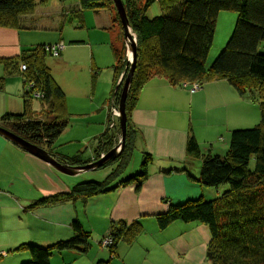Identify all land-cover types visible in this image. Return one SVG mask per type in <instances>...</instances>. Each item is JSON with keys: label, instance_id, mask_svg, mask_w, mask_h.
I'll list each match as a JSON object with an SVG mask.
<instances>
[{"label": "trees", "instance_id": "obj_1", "mask_svg": "<svg viewBox=\"0 0 264 264\" xmlns=\"http://www.w3.org/2000/svg\"><path fill=\"white\" fill-rule=\"evenodd\" d=\"M122 3L128 27L136 38V60L124 103V145L117 156L98 166L102 169L112 166L102 180L80 181L68 192L33 200L25 209L85 202L131 184L138 188L147 177L149 154H143L138 171L126 174L125 170L138 134L131 113L143 86L152 78H163L169 85L178 87L197 83L200 88L208 82L225 81L239 97L258 106L259 122L251 128L230 130L227 148L221 153L200 155L198 143L188 131L185 157L187 160L201 157L197 178L183 167L172 170L186 173L188 179L201 187L214 189L216 194L209 199L199 197L169 205L164 213L154 216L155 225L159 231L175 222L206 226L209 240L205 259L210 264H264V53L260 51L264 43V0H124ZM154 4L159 14L148 18L146 13ZM103 8L114 10L112 1L78 0L72 14ZM33 10L34 0H0V28L20 29L24 25L21 17ZM224 11L236 15L231 36L212 63L206 64L217 19ZM114 14L115 22L119 23ZM58 43L64 46L61 41L37 44L17 56L0 59L3 70L0 89L4 77L16 71L21 77L23 104L21 113L1 115L0 127L43 149L60 164L83 166L88 158L84 159L82 152L71 156L55 152L54 142L70 121L64 93L46 63L47 56L59 55L60 51L57 56L51 51ZM119 58L116 52L111 67L112 108L118 104L125 76L124 62ZM34 100L39 105L36 117H32ZM111 124L112 128H106L94 138L93 152L97 157L114 147L118 135L120 137L118 122ZM69 227L71 235L67 239L45 246L21 243L12 252L25 255L19 264H51L50 258L62 252L86 254L90 248L89 232L76 220ZM141 233L139 222L109 224L104 235L110 240L109 259L96 264H110L116 244L121 241L130 246Z\"/></svg>", "mask_w": 264, "mask_h": 264}, {"label": "crops", "instance_id": "obj_2", "mask_svg": "<svg viewBox=\"0 0 264 264\" xmlns=\"http://www.w3.org/2000/svg\"><path fill=\"white\" fill-rule=\"evenodd\" d=\"M34 10L21 17L24 25L20 29L0 28V59L17 56L33 45L61 41L64 48L56 58L58 67L62 69L68 63L70 49H87L89 46L92 64L89 83L85 87L77 86L75 81L65 87L64 79L60 83L51 73L64 98L72 94L79 99L89 98L87 106L79 109L68 105L65 99L69 114L86 117L70 119L68 126L76 129L70 133L73 137L60 140L59 136L65 133V129L54 142L55 145L58 140V146L75 141L84 143L81 151L76 149L74 153L65 155L82 152V157L87 159L94 147V138L106 129L112 107L111 67L116 52L120 51L115 11L103 8L72 14L69 23L75 28L86 31L92 27V35L87 30L84 37L83 32H73L70 28L65 30L64 24L59 21L49 24L46 20L33 19ZM65 19L68 15L64 16ZM91 44H95L96 48ZM103 57H106V61L103 60L105 63ZM104 67L110 68L105 74L108 93L97 89L99 72ZM2 72L0 65V76ZM21 87V77L16 71L4 77L0 89V116L22 112ZM254 107L249 100L239 97L225 81L205 83L199 90L190 93L185 88L169 85L163 78H152L141 89L131 113V121L138 130L131 160L138 161L139 167L144 153L151 157L147 177L141 185L138 188L135 184L120 187L85 202H68L30 211L25 208L33 200L68 192L80 181L102 180L109 171L94 175L88 173L97 170H88L65 175L0 135V264H19L25 255L12 250L21 243L45 246L67 239L71 235L69 224L74 220L91 236L88 252L84 255L72 252L54 254L50 258L51 264H96L108 260L107 250L100 249L98 242L107 233L109 224L116 222L126 225L139 222L142 233L130 246L119 241L110 264H210L205 259L209 240L206 226L175 222L159 231L154 216L164 213L169 205L199 197L209 199L216 194L211 188L201 187L196 181L188 179L186 173L172 170L183 167L197 178L201 157L186 159L188 131L198 143L200 155L221 153L225 149L219 146L225 145L223 148H226L230 130L256 122L257 110ZM32 110V117H36L38 111ZM114 122L111 120V123ZM217 142L220 144L213 145ZM56 148L55 152L62 154Z\"/></svg>", "mask_w": 264, "mask_h": 264}, {"label": "rangeland", "instance_id": "obj_3", "mask_svg": "<svg viewBox=\"0 0 264 264\" xmlns=\"http://www.w3.org/2000/svg\"><path fill=\"white\" fill-rule=\"evenodd\" d=\"M121 1L123 2L124 0H121ZM77 3H78V0H34L35 10H34V16L32 18L38 19L40 21L46 20L47 22H49V24H50V22L56 23L59 21L60 24L61 23L64 24L65 30L70 28L69 30H71L73 32H83L84 37L86 36V31L89 30V34L92 35L93 29L91 26L89 27V29H87L85 31V29H79L77 27L75 28V26H73L69 23L70 18L72 17V9L75 8V5ZM158 14H159V8L157 7L156 4L152 5L146 13L148 18L154 17ZM65 15H68V19L64 20ZM235 19H236V15H235V13H233L231 11H224V12L220 13V15L217 19V22H216V28L214 31L213 42H212V45H211V47L208 51V54H207L206 64L212 63V61L215 59L217 54L221 51V49L224 47V45L228 41L229 37L231 36L233 27H234ZM73 20H76V19L73 18ZM63 21H66V22H63ZM116 30L118 31V34H119V40L117 41V45L120 49V51H119L120 58L119 59H121L122 63L124 62V65H125V69H124L125 73L124 74L126 75L128 67H129L128 63H130V61H131V51H130V46H129L130 43H128V41L124 40L123 31H122L120 22L119 23L116 22ZM128 32L130 33L132 40H134V42L136 43L135 35L132 33V31L130 29ZM42 36H44V35H42ZM90 39L92 40V37H90ZM91 46L94 49L96 48L95 44H91ZM77 48H79V49H77ZM68 50L69 49H67L66 52ZM260 51L262 53H264V43L261 44ZM67 57H68V60H67L68 63H66V67H62V69H61V67H58V64H59L58 58L52 57V56L46 57V63L50 67L53 77H55V79L60 83H63V79H64V82H65L64 84L66 85L65 87H67L68 84H70L73 81H75L77 86H80L81 88L85 87L89 83V76H90L89 75V72H90L89 68H90V63L92 64V59H91V55L89 52V46H87V49H84V47H76V49H70L68 51ZM103 60L106 61V57L105 58L103 57L102 61ZM105 65H108V64H105ZM107 69H110V68L104 67L103 70L100 69L98 83H97L98 91L101 90V92H102L103 90H106V93H108V91H109L107 88V80L108 79L106 78V75H105L107 72ZM122 77H123V74H122V76L119 77L118 81ZM124 78H125V76H124ZM65 89H67V88H65ZM65 99H66V103L68 105H70L71 107H74L76 109L85 108L89 102V98L87 100L79 99L77 97V95H73V94L66 96ZM254 105H255V107H254L255 110H257L256 122H254L253 124H251L249 126L242 127L239 129L251 128L259 122V119H260L259 108L256 104H254ZM32 108L34 110H36L38 108L36 111L39 110V105H38L37 101L34 100L32 102ZM113 108L115 110L114 111L115 114L111 115L113 112L111 113V109H110V116H109L108 124L106 126L107 130H108V128L109 129L112 128L111 127L112 126L111 120L115 121V123L118 122L117 106L113 107ZM85 117L86 116H75V115L69 114V118L72 120L82 119ZM74 131H76L74 126L73 127L68 126L66 128L65 133L64 134L62 133L63 135L59 136L60 140L66 139L68 137H73V136H70V133L74 132ZM74 136H76V135L74 134ZM117 138H118V141L115 144V146L118 145V142L120 139L119 135ZM226 142H228V139ZM218 144H220V143L217 142L213 145L217 146ZM54 146L57 147L56 148L57 151H59L62 154L64 153V155H65L66 153H70V154L74 153L76 149H78V151H81L85 147V144L82 142H78V141L71 142L68 144H64L66 149L62 150V148L64 146H61V145L58 146V140H57ZM80 147H81V149H80ZM219 147L221 149H226L227 144H226V148H223V147H225V145H220ZM93 149H94V147H93ZM93 149H91L89 151L88 161L85 165L97 162L99 159H101L106 154V153L100 154L97 157V156H95ZM120 151H121V149H119V146H118L116 148V153L119 154ZM138 163H139L138 161L136 163V162L131 160L130 165L125 170L126 174H132V173H135L136 171H138L139 170V167H137ZM85 165H83V166H85ZM101 165H99V167ZM111 168H112V166L111 167L108 166V167L103 168V169L96 167L95 169H92V170H97V171H95V173H88V174H94V175L102 174L104 172L111 170ZM81 172H86V171L81 170V171H78L77 173L79 174ZM219 188H221V187H219ZM212 190H214V189H212ZM105 240H107V242L110 241L106 236H102L100 238L99 243H98V247L100 249H104V250L108 249L109 246L104 244Z\"/></svg>", "mask_w": 264, "mask_h": 264}, {"label": "water", "instance_id": "obj_4", "mask_svg": "<svg viewBox=\"0 0 264 264\" xmlns=\"http://www.w3.org/2000/svg\"><path fill=\"white\" fill-rule=\"evenodd\" d=\"M113 8L115 9V13L118 17V20L120 22L122 31H123V36L124 40L128 41L130 43V51H131V61L127 70V73L125 75V78L123 80L120 94H119V100L117 104V111H118V126L120 130V139L118 142V145L113 147L111 150H109L101 159H99L97 162L88 164L85 166H77V167H71L65 164H60L56 162L51 156H49L43 149L32 145L28 143L27 141L21 139L20 137L14 135L13 133L3 129L0 127V135L13 143L14 145L18 146L20 149L24 150L25 152L37 157L38 159L42 160L43 162L48 163L50 166H52L55 170L58 172L65 174V175H72L75 174V172L78 171H88L95 169L99 165L103 164L105 161L113 158L116 156L118 153H116V148L119 146V149H121L124 145V140H125V114H124V103L126 99V94L128 91V87L132 78L133 70H134V65H135V60H136V44L134 40H132L127 23V18L125 15V10L123 7V3L121 0H111ZM121 79V78H120ZM120 80L118 81L119 84Z\"/></svg>", "mask_w": 264, "mask_h": 264}, {"label": "built area", "instance_id": "obj_5", "mask_svg": "<svg viewBox=\"0 0 264 264\" xmlns=\"http://www.w3.org/2000/svg\"><path fill=\"white\" fill-rule=\"evenodd\" d=\"M64 48V46L62 45V43H58L56 46H52L51 47V51H52V55L53 56H57V52L61 51ZM21 69H23V67H21ZM183 88H186L187 90H189V92H195L197 90L200 89V85H198L197 83H193V84H182ZM114 108H111V115L115 114L114 112ZM105 245H109L110 241L107 242V240L104 241Z\"/></svg>", "mask_w": 264, "mask_h": 264}, {"label": "flooded vegetation", "instance_id": "obj_6", "mask_svg": "<svg viewBox=\"0 0 264 264\" xmlns=\"http://www.w3.org/2000/svg\"><path fill=\"white\" fill-rule=\"evenodd\" d=\"M124 69H125V65H124Z\"/></svg>", "mask_w": 264, "mask_h": 264}, {"label": "clouds", "instance_id": "obj_7", "mask_svg": "<svg viewBox=\"0 0 264 264\" xmlns=\"http://www.w3.org/2000/svg\"><path fill=\"white\" fill-rule=\"evenodd\" d=\"M122 76V75H121ZM112 108V107H111Z\"/></svg>", "mask_w": 264, "mask_h": 264}]
</instances>
